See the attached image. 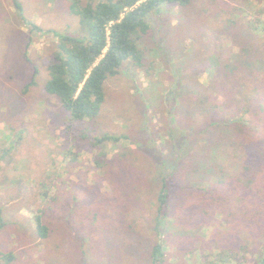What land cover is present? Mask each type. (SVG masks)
<instances>
[{"label": "rangeland", "instance_id": "obj_1", "mask_svg": "<svg viewBox=\"0 0 264 264\" xmlns=\"http://www.w3.org/2000/svg\"><path fill=\"white\" fill-rule=\"evenodd\" d=\"M17 1L22 13L13 0H0V90L21 95L23 102L19 106L8 96H0V252L13 254L10 264H82V259L115 264V257L100 256L108 252L96 240L103 233L100 223L106 227L104 234L111 231L118 238L119 247L113 251L126 249L128 240L137 237L148 248L157 235L140 224L139 233L132 236L128 226L134 220L143 223L155 217L160 183L150 173L152 179L143 185L128 182L116 191V184L124 181H116V168L150 172L148 161L135 159L142 142L168 156L173 147L167 128L176 125L187 129L199 147L191 159L180 160L176 154L166 167L169 172L181 171L172 195H180L183 201L173 199L169 226L163 232L162 239L169 241L164 247L168 264H205L203 255L213 261L216 249L226 244L221 238L208 243L215 231L231 222L228 215L236 209L238 195L229 197L234 206H216L207 190L217 193L219 189L211 184L238 177L248 181L252 191L264 188V0H192L186 9L162 8L152 17L147 65H125L119 76L105 83L107 103L100 117L75 124L71 131L66 129L65 113L43 93L42 85L51 43L56 42L47 31L77 34L78 19L69 13V0ZM91 1L104 0H80L82 5ZM251 58L255 59L252 64L245 63ZM34 68L38 85L23 95ZM182 86H192L209 97L206 104L219 105L214 119L218 123L211 129L214 136L205 128L207 114L197 106L199 100L183 94ZM229 119L238 122L237 127L228 124ZM86 129L92 131L90 136L108 133L126 138L96 146L93 139L81 136ZM122 154L121 163L113 161ZM107 159L111 161L104 168ZM189 183H193V193L181 191ZM198 183L203 184V191ZM198 194L204 195L203 203ZM260 196L264 197L262 191ZM133 204L137 209L130 211ZM36 218L46 226L47 239L39 236ZM74 223L87 232L86 243L81 235L70 236ZM244 230L238 235L250 252L241 262L264 264V236ZM232 236L236 234L226 239ZM83 250L86 255L82 257ZM146 259L142 253L133 264L146 263Z\"/></svg>", "mask_w": 264, "mask_h": 264}, {"label": "trees", "instance_id": "obj_2", "mask_svg": "<svg viewBox=\"0 0 264 264\" xmlns=\"http://www.w3.org/2000/svg\"><path fill=\"white\" fill-rule=\"evenodd\" d=\"M69 2V13L78 19L77 34L69 35L58 33L54 30L47 31L48 34H52L56 38V42L51 43L53 50L50 64L46 69L47 76L42 85L43 93L47 97L55 99L60 109L65 113L69 122L66 125L67 131H71V127L75 124L94 122L100 117L103 106L107 103L105 83L109 79L119 76L125 65L130 64L131 67L136 68H143L147 65L146 61L149 59L147 52L151 51L150 47H148V36L153 30L152 17L157 16L165 6L177 5L182 9H186L192 0H104L99 2L91 1L85 5H82L80 0H69ZM13 3L15 8L22 13L20 2L13 0ZM32 28L42 32L37 26L33 25ZM254 61L255 59L251 58L246 60L245 63L252 64ZM216 72L221 76L219 69H216ZM37 73L38 69L34 68L33 77L25 85L22 92L23 95L28 93L31 87L38 85L34 80V76ZM223 88V86H220V89ZM2 90L6 89L0 90V96L6 95L2 93ZM181 91L183 94L190 93V95L199 100L197 106L201 105L202 112L207 114L205 128H207L209 135L214 136L215 130L211 129L216 127L218 123L214 119L217 118V113L220 110L219 105L206 104L209 97L201 95L192 86H182ZM10 92L13 93L12 91ZM223 95L225 98L229 96V94ZM7 96L10 100H13L12 103L18 102L19 106L23 104L21 95L7 94ZM253 98L259 101V97L255 96ZM3 104L4 102H2ZM227 122L232 127H237L238 122H235L234 119H229ZM91 133V130L86 129L83 130L81 136L86 140L93 139L96 146H103L110 142H118L120 138H126L124 135L115 136L108 133H103L100 136H90ZM167 135L169 143L171 142L173 147L171 154L168 156L164 155L160 149L157 150L152 144L149 145L146 142H142L143 147L141 148L140 156L135 157L139 161L140 159L148 161L150 168H152L150 172L149 169L146 170L145 168H143L144 170H133L129 166H124V168H119L120 166H118L116 168V181L118 182V179L122 178L124 180L122 184H116V191L118 186L121 187L128 182L143 185L148 179H152L149 178L150 173H153V179L160 183L156 194L155 217L145 219L143 223L134 220L128 226L131 235L134 236L139 233V225L143 224L147 232L153 231L157 235V240L151 241L147 248V244L141 243L139 237L131 238L126 244V249L115 252L113 250H117L119 247L118 238L111 236V231L104 234L106 227L103 223H100V232L102 231L103 233L96 240L101 242L108 251L100 252L102 258L105 256L109 259L115 257V264H133L138 262L136 260L137 256L146 253V263L139 262L140 264H168L164 247L165 244L169 245V241L162 239L164 238L163 232H166L167 226H169L167 217L173 210L172 206L175 205L173 199L178 198L181 204H183V201L179 198L180 195H172L175 179L181 171L174 169L169 172L166 167L169 165V159L176 156V154L179 155L180 160H187V157L191 159L192 154L198 149L199 145L197 143L193 144V138H190L187 134V129H183L181 126L169 125ZM139 140L141 141V139ZM256 142H254V145L257 144ZM198 156L196 154L194 158ZM124 157L125 154H122L113 161L121 163ZM108 161L111 160L107 159L106 163L102 164V167L106 168L109 166ZM198 184L201 186L198 189L203 191V184ZM211 185L219 189L217 193L207 190V193L211 195L212 203L216 204V206H224L227 203L233 205L229 197L234 194H237L238 197L236 206L233 205L236 209L231 210L228 215L231 218V222L227 218L226 221L229 223H226L223 230L215 231L208 243L210 244L216 241L217 238H221L226 247L217 248L216 258L211 262L207 260L208 256L203 255L204 263L231 264V261H234L235 264H243L241 260L246 259L245 255L250 250L247 245L241 242L238 233L240 230L246 229L244 231L247 233L256 232L264 236V197L260 196L261 191L264 193V188L261 187L257 191H252L249 182H243L238 177L236 179L227 177V179L217 180L215 184ZM188 190L193 193V190H195L193 183L185 184L181 187V191L187 192ZM251 194L255 197H251ZM198 195L200 197L198 201L203 203L204 195ZM131 200L135 202L133 199ZM240 203L242 204L239 207ZM193 207L190 204V208L192 209ZM136 209L137 204H133L130 211ZM240 219L241 223L239 222ZM39 220V218H36L37 232L41 238L47 239L48 230ZM232 232L236 234V237L232 236L228 241L226 238ZM69 233L70 236L75 238H79L81 235V238H84L82 243L87 242V232L80 225L74 223ZM90 240H93L92 236ZM82 254L86 255V251L83 250L81 256ZM257 255L259 257V254ZM13 258L14 256L11 252L8 254L0 252V264H10ZM80 262L82 264L86 262L88 264H96V262L88 259H82ZM97 262L99 263V261ZM258 264H262L261 261Z\"/></svg>", "mask_w": 264, "mask_h": 264}]
</instances>
